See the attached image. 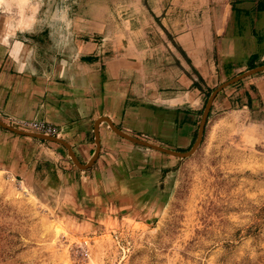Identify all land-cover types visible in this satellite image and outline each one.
Returning a JSON list of instances; mask_svg holds the SVG:
<instances>
[{"label": "crops", "instance_id": "crops-1", "mask_svg": "<svg viewBox=\"0 0 264 264\" xmlns=\"http://www.w3.org/2000/svg\"><path fill=\"white\" fill-rule=\"evenodd\" d=\"M118 8V16L89 21L66 53L42 44L33 24L0 34V115L57 126L62 135L56 138L82 164L100 148L94 165L81 169L64 144L0 126V172L24 184L65 188L72 201L102 203L121 217L125 210V217L153 199L169 164L109 122L140 139L188 150L201 91L223 74L248 70L252 57L256 65L264 61V0H122ZM229 87L221 105L254 106L264 99V72Z\"/></svg>", "mask_w": 264, "mask_h": 264}, {"label": "rangeland", "instance_id": "rangeland-1", "mask_svg": "<svg viewBox=\"0 0 264 264\" xmlns=\"http://www.w3.org/2000/svg\"><path fill=\"white\" fill-rule=\"evenodd\" d=\"M120 4L28 0L21 9L14 1L11 9L0 5V34L33 24L42 44L66 53L89 21L118 16ZM235 74L201 91L193 142L209 96ZM230 90L214 99L192 156L163 153L171 170L160 173L153 199L137 214L121 217L102 203L72 201L65 188L0 172V264H264V99L221 105Z\"/></svg>", "mask_w": 264, "mask_h": 264}, {"label": "water", "instance_id": "water-1", "mask_svg": "<svg viewBox=\"0 0 264 264\" xmlns=\"http://www.w3.org/2000/svg\"><path fill=\"white\" fill-rule=\"evenodd\" d=\"M262 72H264V64L256 65L255 67H253L251 69H248L246 71H243V72L235 75L234 77L230 78L228 81H225L223 84L219 85L211 93V95L209 96V99H208V101L206 103V106L204 108V111H203V115H202V118H201V121H200V125H199L197 139L195 140L194 144L192 145V147L189 150L178 151V150L167 148V147H164V146H161V145H158V144H155V143L140 139L138 137L132 136V135H130V134L118 129L112 123H110L108 119H106V120L109 122L111 128L117 134L121 135L122 137L130 140L131 142H133V143H135V144H137L139 146L150 148V149H154V150H157V151H159L161 153L168 154V155H171V156H174V157L187 158V157L192 156L199 149L200 145L202 144V141H203V138H204L206 124H207L208 117H209V113L211 111V107H212V104H213L214 99L216 98V96L222 90H224L225 88H227V87H229V86H231V85H233V84H235V83H237V82H239V81H241V80H243V79H245L247 77H250V76L262 73ZM0 126H3V127L7 128V129H10V130H12L14 132H17V133H20V134H29L31 136L38 137V138H41V139H44V140H48V141H53V142H58V143L64 144L69 150V156L72 159V161L76 164V166H78L81 169H87L89 167H92L94 165L96 159L98 158L99 153H100V148L98 147L97 150L95 151L92 159L88 163L82 164L78 160L77 156L72 151L70 146L67 143H65L64 141H62V140H60V139H58L56 137H49V136H46V135H43V134L30 133V132L15 128L13 126H10V125L6 124L5 122H3L2 120H0Z\"/></svg>", "mask_w": 264, "mask_h": 264}, {"label": "built area", "instance_id": "built-area-1", "mask_svg": "<svg viewBox=\"0 0 264 264\" xmlns=\"http://www.w3.org/2000/svg\"><path fill=\"white\" fill-rule=\"evenodd\" d=\"M5 122L14 125L21 130L33 131L49 137H60L62 130L57 126L42 119H24L10 115H0Z\"/></svg>", "mask_w": 264, "mask_h": 264}, {"label": "bare ground", "instance_id": "bare-ground-1", "mask_svg": "<svg viewBox=\"0 0 264 264\" xmlns=\"http://www.w3.org/2000/svg\"><path fill=\"white\" fill-rule=\"evenodd\" d=\"M16 2L17 4H18V7L19 8H24V6L27 4V2H28V0H0V5H4V6H6L7 8H9V9H11V7H14V6H12V4H13V2ZM38 2V1H37ZM3 7V6H2ZM1 8V7H0ZM5 8V7H4ZM36 8V7H35ZM2 10V9H1ZM0 10V11H1ZM4 11V10H3ZM7 11V10H6ZM5 14V13H4ZM8 18V17H7ZM9 19V18H8ZM20 21H21V18H20ZM27 21H29V20H27ZM16 22V21H15ZM18 23H20L19 21H17ZM7 23V22H6ZM29 26V25H28ZM16 27V26H15ZM14 27V28H15ZM13 32V31H12ZM5 36V35H4ZM12 40V39H11ZM2 41V40H1ZM7 42V41H6ZM63 43V42H62ZM66 43V42H65ZM7 44V43H6ZM11 44V43H10ZM20 46V45H19ZM18 50H20L19 48H18ZM19 53V52H18ZM23 55V54H22ZM23 59V58H22ZM246 131H247V133L250 135V136H254V133H255V127H252V126H250V127H248L247 129H246Z\"/></svg>", "mask_w": 264, "mask_h": 264}, {"label": "trees", "instance_id": "trees-1", "mask_svg": "<svg viewBox=\"0 0 264 264\" xmlns=\"http://www.w3.org/2000/svg\"><path fill=\"white\" fill-rule=\"evenodd\" d=\"M256 58L257 57H252V63L250 64L249 69H251V68H253V67L256 66V64L254 63V61H255ZM261 64H264V61H262ZM234 85H236V83ZM200 112H202V111H200ZM170 170H171L170 168L166 167V168L163 169L162 173L164 174V173H166V172H168Z\"/></svg>", "mask_w": 264, "mask_h": 264}, {"label": "flooded vegetation", "instance_id": "flooded-vegetation-1", "mask_svg": "<svg viewBox=\"0 0 264 264\" xmlns=\"http://www.w3.org/2000/svg\"><path fill=\"white\" fill-rule=\"evenodd\" d=\"M196 139H197V138H196ZM196 139H195V140H196ZM194 142H195V141H194ZM194 142H193L192 144H194ZM191 147H192V146H190V148H191ZM190 148H189V149H190ZM189 149H188V150H189Z\"/></svg>", "mask_w": 264, "mask_h": 264}]
</instances>
